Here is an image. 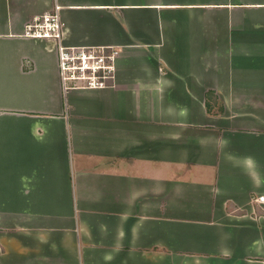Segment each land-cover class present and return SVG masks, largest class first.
<instances>
[{
	"label": "crops",
	"instance_id": "crops-1",
	"mask_svg": "<svg viewBox=\"0 0 264 264\" xmlns=\"http://www.w3.org/2000/svg\"><path fill=\"white\" fill-rule=\"evenodd\" d=\"M56 6L110 87L25 35ZM261 197L264 0H0V264H264Z\"/></svg>",
	"mask_w": 264,
	"mask_h": 264
},
{
	"label": "built area",
	"instance_id": "built-area-1",
	"mask_svg": "<svg viewBox=\"0 0 264 264\" xmlns=\"http://www.w3.org/2000/svg\"><path fill=\"white\" fill-rule=\"evenodd\" d=\"M64 34L58 6L50 13L35 17L25 29L27 37L56 41L64 91L101 90L110 87L115 78L118 48L68 47L64 44ZM263 200L261 197L260 201Z\"/></svg>",
	"mask_w": 264,
	"mask_h": 264
},
{
	"label": "trees",
	"instance_id": "trees-1",
	"mask_svg": "<svg viewBox=\"0 0 264 264\" xmlns=\"http://www.w3.org/2000/svg\"><path fill=\"white\" fill-rule=\"evenodd\" d=\"M206 109L209 114H214L213 111L216 109L218 113L222 112V107L218 104V99L214 94L206 95ZM214 115H217V113Z\"/></svg>",
	"mask_w": 264,
	"mask_h": 264
}]
</instances>
